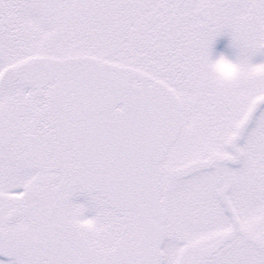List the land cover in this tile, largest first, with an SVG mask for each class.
Returning <instances> with one entry per match:
<instances>
[{
    "label": "snow or ice",
    "instance_id": "1",
    "mask_svg": "<svg viewBox=\"0 0 264 264\" xmlns=\"http://www.w3.org/2000/svg\"><path fill=\"white\" fill-rule=\"evenodd\" d=\"M0 256L264 264V0H0Z\"/></svg>",
    "mask_w": 264,
    "mask_h": 264
},
{
    "label": "clouds",
    "instance_id": "2",
    "mask_svg": "<svg viewBox=\"0 0 264 264\" xmlns=\"http://www.w3.org/2000/svg\"><path fill=\"white\" fill-rule=\"evenodd\" d=\"M210 70L223 79H232L239 74L237 64L225 54L210 58Z\"/></svg>",
    "mask_w": 264,
    "mask_h": 264
},
{
    "label": "rangeland",
    "instance_id": "3",
    "mask_svg": "<svg viewBox=\"0 0 264 264\" xmlns=\"http://www.w3.org/2000/svg\"><path fill=\"white\" fill-rule=\"evenodd\" d=\"M225 54L230 58L234 57L235 49L232 46L231 39L227 34L219 35L211 45V55L213 57ZM0 259L7 260V257L0 256Z\"/></svg>",
    "mask_w": 264,
    "mask_h": 264
}]
</instances>
